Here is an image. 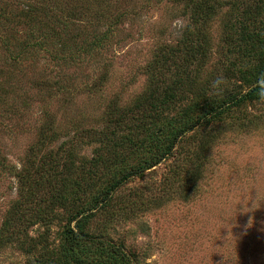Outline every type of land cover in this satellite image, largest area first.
I'll list each match as a JSON object with an SVG mask.
<instances>
[{
	"label": "rangeland",
	"instance_id": "374dc122",
	"mask_svg": "<svg viewBox=\"0 0 264 264\" xmlns=\"http://www.w3.org/2000/svg\"><path fill=\"white\" fill-rule=\"evenodd\" d=\"M210 1L215 6L204 18L191 0H0V227L21 198L17 178L31 169L30 147L49 123L58 132L49 142L55 148L77 129L105 125L110 103L127 108L161 80L155 60L185 30L207 54L197 69L188 66L191 79L200 86L222 75L228 42L238 36V7ZM177 61L188 63L184 56ZM256 107L248 109L262 112L264 102ZM221 135L195 188L176 181L146 210L114 223L112 235L122 236L142 264H264V115L246 127L229 124ZM96 144H79V156H90ZM172 161L118 194L135 187L160 192ZM53 223L56 240L62 222ZM27 260L14 243L0 246V264Z\"/></svg>",
	"mask_w": 264,
	"mask_h": 264
},
{
	"label": "trees",
	"instance_id": "16d2710c",
	"mask_svg": "<svg viewBox=\"0 0 264 264\" xmlns=\"http://www.w3.org/2000/svg\"><path fill=\"white\" fill-rule=\"evenodd\" d=\"M189 3L204 18L215 6L210 0ZM232 7H238V36L228 42L220 77L200 86L191 79L188 66L193 62L197 69L207 54L185 30L180 43L155 60L154 77L160 74L161 80L155 78V87L127 108L110 103L105 125L77 129L57 148L49 144L58 134L54 123L42 130L29 150L31 169L26 166L18 175L21 198L2 222L0 246L14 243L28 255L27 264H142L122 236L112 235L114 223L146 210L151 198L174 190L176 181L185 189L195 188L205 154L222 138L223 128L246 127L264 115L248 109L264 102V0H233ZM182 56L186 65L177 61ZM82 143L98 144L90 156L80 157ZM168 158L173 163L160 192L153 194L151 188L149 195L147 187H135L118 194ZM55 220L62 222L56 240L51 229ZM36 225L38 234L33 235Z\"/></svg>",
	"mask_w": 264,
	"mask_h": 264
},
{
	"label": "clouds",
	"instance_id": "9594fccd",
	"mask_svg": "<svg viewBox=\"0 0 264 264\" xmlns=\"http://www.w3.org/2000/svg\"><path fill=\"white\" fill-rule=\"evenodd\" d=\"M215 83L216 84H220V83H222V81L221 80H217V81H215Z\"/></svg>",
	"mask_w": 264,
	"mask_h": 264
}]
</instances>
